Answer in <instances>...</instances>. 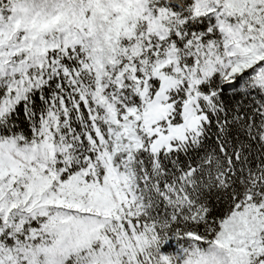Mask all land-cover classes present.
<instances>
[{
    "label": "snow or ice",
    "instance_id": "1",
    "mask_svg": "<svg viewBox=\"0 0 264 264\" xmlns=\"http://www.w3.org/2000/svg\"><path fill=\"white\" fill-rule=\"evenodd\" d=\"M0 264H264V0H0Z\"/></svg>",
    "mask_w": 264,
    "mask_h": 264
}]
</instances>
